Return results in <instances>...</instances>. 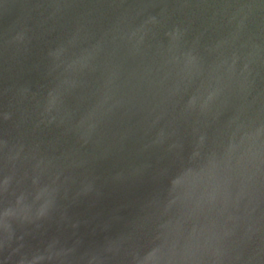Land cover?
Here are the masks:
<instances>
[{
    "label": "water",
    "instance_id": "obj_1",
    "mask_svg": "<svg viewBox=\"0 0 264 264\" xmlns=\"http://www.w3.org/2000/svg\"><path fill=\"white\" fill-rule=\"evenodd\" d=\"M0 264H264V0H0Z\"/></svg>",
    "mask_w": 264,
    "mask_h": 264
}]
</instances>
